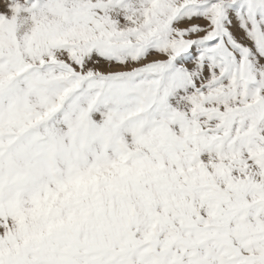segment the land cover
I'll list each match as a JSON object with an SVG mask.
<instances>
[{"label": "snow or ice", "instance_id": "1", "mask_svg": "<svg viewBox=\"0 0 264 264\" xmlns=\"http://www.w3.org/2000/svg\"><path fill=\"white\" fill-rule=\"evenodd\" d=\"M0 264H264V0H0Z\"/></svg>", "mask_w": 264, "mask_h": 264}]
</instances>
